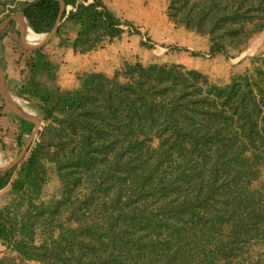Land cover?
<instances>
[{
    "label": "trees",
    "instance_id": "16d2710c",
    "mask_svg": "<svg viewBox=\"0 0 264 264\" xmlns=\"http://www.w3.org/2000/svg\"><path fill=\"white\" fill-rule=\"evenodd\" d=\"M64 2L62 21L80 26L71 44L76 53L86 54L121 39L126 29L146 38L101 0ZM21 12L33 32L45 35L55 28L61 4L29 0ZM167 15L177 27L208 36L210 57L229 58L230 49H242L264 31V0H169ZM26 41L39 42L28 35ZM150 43L147 39L142 46ZM32 55L17 94L36 104L44 119L52 122L45 132L54 134L49 145L55 150L47 158L57 165L63 183L79 182L71 175L72 166L91 179L95 164L106 163L110 156L115 162L127 154L139 156L158 142L159 148L181 159L179 175L185 183L192 180L195 196H175L170 214L168 201L147 212L132 210L122 196L104 207L96 204V196L73 201L72 196H63L51 218L68 212V220L78 226L62 228L59 238L41 245L33 242L27 220L23 224L20 220L17 230L16 217L1 211L0 239L13 242L21 263L244 264L252 260L254 242L264 243V199L250 188L264 164V58L253 72L225 86L212 85L202 73L176 64L126 62L113 78L88 74L78 89L62 91L58 67L44 48ZM45 151L43 143L32 150L13 191L40 188L45 176L39 165ZM12 175L0 174V191ZM95 208L107 212L97 217ZM0 264L20 263L13 258L0 259Z\"/></svg>",
    "mask_w": 264,
    "mask_h": 264
},
{
    "label": "rangeland",
    "instance_id": "374dc122",
    "mask_svg": "<svg viewBox=\"0 0 264 264\" xmlns=\"http://www.w3.org/2000/svg\"><path fill=\"white\" fill-rule=\"evenodd\" d=\"M27 1L29 0H0V23L11 15L21 13L22 6ZM105 1L108 8L122 22H130L146 38L130 34V31L126 29L125 36L118 42L107 43L104 47H100L91 53L81 54L74 51L72 59L68 60L66 58L67 50L62 42L63 36L68 33V29L64 25L61 26V33L58 36L55 35L43 48L50 60L58 67V83L62 91H67L64 90L66 81H78L81 86V80L88 74L99 73L113 78L115 72L123 70L126 62L140 63L144 66L176 64L186 70H196L202 73L212 85L225 86L233 78L244 75L248 71L253 72L254 67L260 64L259 60L264 58V31L254 35L242 49H230L229 58L223 55L210 57L208 56L210 38L189 31L184 27H177L167 15L169 0ZM72 31L74 30L70 28L69 32ZM7 32L8 29L5 28L0 33V38ZM10 33L9 38L13 40L11 57L14 60L22 57L23 62L28 61L33 56V50L27 47V44L31 43L23 40L19 29ZM47 36V34L43 35L39 44ZM147 39L151 42L150 47L142 46V42ZM194 53L199 55L195 56ZM115 66L118 67L112 75L108 76L104 73ZM22 70L19 69V71ZM8 71L7 75H11V77L19 74L16 67H9ZM18 76L21 77L23 74ZM13 85L16 86L15 83ZM11 95L23 109L34 115L40 122L38 132L33 136L29 146L31 152L39 143L46 145V157L39 165L40 173L45 176L43 183L37 191L28 188L18 192L17 201L14 202V211L19 217L15 218L18 222H16L18 224L17 230L20 226L18 220H21L22 224L23 221L27 220L29 230L33 232V242L36 245L59 238L63 232L62 228L68 229L78 226L75 222L68 220V212L56 213L51 218V212L54 211L55 206L63 199V196H72V201L76 198L83 200L88 196H96V204L102 207L105 204L109 206L113 198L122 196V201L128 202L132 210H141L140 208H142L147 212L157 211L168 201L171 208L166 209L167 214L173 213L175 210V196H195L192 180L185 183L179 175L181 159L175 152L167 150V148H159L158 142L151 149H144L139 156L127 154L120 162H115L110 156L106 163L95 164L90 172L91 179H89V175L83 173V170L72 166L70 168L71 175H73L74 181L78 180L79 182L77 185H72V182L69 183L70 185L63 183L59 178L57 165L47 158L48 154L55 150L49 145L53 142L54 134L49 131L45 132V129L51 126L52 122L46 121L38 106L34 103H28L27 100L17 94L16 89H13ZM7 111L0 93V116ZM40 132L45 133L41 136ZM259 170V177L252 182L250 188L258 196H263L264 199V164ZM9 194L5 193V196H10ZM36 196H42L40 198H45V202L40 201ZM32 199H35L33 204L39 209V213L43 212V215H39L36 209H31ZM17 202L19 205L16 204ZM95 210L97 217H101L107 212L103 208H95ZM126 211H129L128 208ZM24 233L26 234L24 237L28 241L27 231ZM250 251L252 260L245 261L244 264H264V243L261 241L254 242ZM2 252L5 253L6 251ZM13 258L16 259L11 253L6 252L1 259L11 260ZM18 263L26 264L20 261Z\"/></svg>",
    "mask_w": 264,
    "mask_h": 264
},
{
    "label": "crops",
    "instance_id": "0c3cea01",
    "mask_svg": "<svg viewBox=\"0 0 264 264\" xmlns=\"http://www.w3.org/2000/svg\"><path fill=\"white\" fill-rule=\"evenodd\" d=\"M101 1H103V3L107 5L105 0H101ZM18 15L22 16L23 13L22 12L18 13ZM22 22L26 24L25 19H22ZM60 25L61 26L64 25L68 29V33L66 36H63L64 40H62V42L67 41L66 45L64 44L63 46L67 50L66 58L70 60L72 59V54L74 53V49L71 47V44L77 39L79 31H80V26L78 24L65 21V20H63L60 23ZM20 27L21 26H20L19 21L12 20L6 27L8 29V32L5 35L3 34L0 38V41H1L0 42V63H1V68H2L3 75H4V79L6 82V86L11 94L13 92V89H16L17 92L20 90L19 85L20 83L22 85V83L26 79L27 71H28L27 70V62H28L27 60L23 62L22 57H18L17 60H14V58L11 57L13 54V50H12L13 40L9 38L11 35L10 32H13L14 30H17V29L20 30ZM70 28L73 29L74 31L69 32ZM28 30L30 29L28 28ZM58 35L59 34H57V36ZM124 36L125 34L122 36V38ZM118 40L120 39H115L112 44H114L115 41L118 42ZM9 67H12V68L16 67L17 72L19 74H23V76L19 77L18 76L19 74L15 76L12 75V77L11 75H7V73L9 72L8 71ZM117 67L118 66H115L112 69L105 71L104 73L110 76L115 72ZM19 69L20 70L23 69V70L19 71ZM21 79L22 80L24 79V80L22 81ZM9 81L11 82L9 83ZM13 83H15L16 86H14ZM65 85L66 86L64 90H67V91H72L74 89H77L80 86L78 81H66ZM28 103L30 102L28 101ZM27 113L30 114L29 112ZM30 115L35 117L32 114ZM34 128H35V125L33 127V123L27 122L21 119L20 117L11 113L9 110L7 112L2 113L0 116V167L2 168L9 167L8 170L0 171V174H5L6 172H9V171L13 172L10 183L0 191V207H3V206L5 207L6 205L5 208H0V212L1 211L5 212V210L6 211L10 210L11 211L10 214L13 218L18 217L16 216V212L14 211V208H15L14 202L17 201L18 192L13 191L12 185L19 178V175H18L19 171L22 165L25 164V162L27 161V159L29 158L31 154V149H30L31 147L29 146L33 138L32 134H33ZM17 160H18L17 164L13 165ZM5 193L6 194L10 193L9 194L10 196H5ZM36 197H38L40 201L45 202V198H40L42 196H36ZM34 200L35 199H32V204ZM16 204L19 205L18 202ZM16 238H20V236ZM12 245H13V242L7 243L0 239V259L5 255L6 252H8L16 257L17 262L20 261L18 254L13 251ZM2 251H6V252L3 253ZM23 263L41 264L40 262H37V261H23Z\"/></svg>",
    "mask_w": 264,
    "mask_h": 264
},
{
    "label": "water",
    "instance_id": "95a60500",
    "mask_svg": "<svg viewBox=\"0 0 264 264\" xmlns=\"http://www.w3.org/2000/svg\"><path fill=\"white\" fill-rule=\"evenodd\" d=\"M61 4V12H60V16L58 19V22L55 26V28L52 30L51 33L47 34V38L42 41L40 44H27V47L31 50H37V49H41L43 48L46 44H48L50 42L51 39H53V37L57 34L58 32V28L60 23L62 22V16L65 10V2L64 0H58ZM22 19H25V23L24 24L22 22ZM12 20H17L20 22V33H21V37L23 38V40H26L27 38V30H28V22L25 18L24 15L20 16L18 14L15 15H11L9 18L3 20L0 23V33L8 26V24L12 21ZM38 35V34H37ZM0 93L2 95V98L4 100L5 106L7 107V109L13 113L14 115L20 117L21 119L27 121V122H31L35 125L32 137L35 136V134H37L38 132V128L40 126V122L37 118L31 116L30 114L27 113V111L25 109H23L13 98V96L11 95V93L9 92L7 86H6V82L4 79V75L2 72V68H1V63H0ZM20 160V159H19ZM18 160L13 164H17ZM9 167L6 168H2L0 167V171H5L8 170Z\"/></svg>",
    "mask_w": 264,
    "mask_h": 264
},
{
    "label": "bare ground",
    "instance_id": "6f19581e",
    "mask_svg": "<svg viewBox=\"0 0 264 264\" xmlns=\"http://www.w3.org/2000/svg\"><path fill=\"white\" fill-rule=\"evenodd\" d=\"M29 29H30V28H29ZM27 35H28L30 38H32V39H36V40H38L39 42L41 41V39H42V37H43V35H37L35 32L32 31V29L27 30ZM39 42L36 43V44H39ZM30 112H31V111H30Z\"/></svg>",
    "mask_w": 264,
    "mask_h": 264
}]
</instances>
